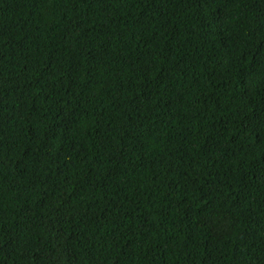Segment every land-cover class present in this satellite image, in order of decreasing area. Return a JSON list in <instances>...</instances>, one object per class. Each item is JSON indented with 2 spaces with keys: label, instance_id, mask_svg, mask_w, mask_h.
I'll return each mask as SVG.
<instances>
[{
  "label": "trees",
  "instance_id": "obj_1",
  "mask_svg": "<svg viewBox=\"0 0 264 264\" xmlns=\"http://www.w3.org/2000/svg\"><path fill=\"white\" fill-rule=\"evenodd\" d=\"M0 264H264V0H0Z\"/></svg>",
  "mask_w": 264,
  "mask_h": 264
}]
</instances>
